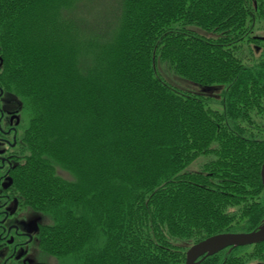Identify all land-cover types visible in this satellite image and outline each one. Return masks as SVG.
<instances>
[{
	"label": "trees",
	"instance_id": "obj_1",
	"mask_svg": "<svg viewBox=\"0 0 264 264\" xmlns=\"http://www.w3.org/2000/svg\"><path fill=\"white\" fill-rule=\"evenodd\" d=\"M6 1L8 0H0L1 9L6 5ZM24 1L26 0H10L11 13H9L12 14L17 8H21ZM137 1L123 0L122 5L120 3L118 9L116 7V13L110 18L104 10L101 14L94 12L95 5L100 6L102 0H84L75 3V6L71 8L73 13L64 14L61 17L64 23L61 24L60 29H64L65 34L67 27H73L77 40H74L76 42H72L73 44L68 47L56 46L59 54L56 53L55 47L49 43L51 41L49 38L54 34V29L47 36L40 38V41L36 40V33L33 30H35L34 23L37 22L38 16H35L33 10L21 8L20 13H17L15 17L13 16V19L7 20V25L0 33V49L3 59L0 83L3 82V84L8 85L11 82L10 79H13V74L15 77L16 75L21 77L22 84L29 89L28 99L33 100L35 106H39L41 112L44 113L42 117L41 113L37 111V114H34L35 120L41 123L44 122V118L49 120L51 117L57 124L62 126L68 124L71 127L70 130L73 131V138L70 137V140L64 141L63 137L59 138V135L56 136V140L53 138V134H59L60 131H50L44 135V129L39 128L37 137H39L40 142L37 143L36 150L40 148L39 145L43 140L49 145L43 141L42 144L45 146L30 161L28 159L23 166H17L12 171V176L18 183V187L23 188V190L20 189V196L22 195L23 200L29 203H38L51 197L50 194L52 193L47 191L49 188L56 193L65 189L71 191H66L67 194L63 201V203L73 206L72 212H68V217L66 216V219L63 218L60 222L59 218L57 219L56 206L52 211L58 221L55 222L56 225L61 227V234H66L68 231L67 238H74L73 242H82L93 231L88 240L90 241L95 239V229H98V232L101 231L106 240L100 239L104 245L100 251L96 250L95 253H103L104 250V253L107 252V254H103L96 261L93 257L94 245L87 244L85 253L86 256L91 257V261H87L80 249L79 252L74 253V261L77 264H85L86 262H88L87 264H159L153 255H143L152 248L153 241L150 237H153V234L147 231L148 226L135 225L134 220L128 227L124 225L123 221L126 220L127 215L125 212L124 214L121 213V206L124 207L127 204L130 206L135 197H142V195L141 193L136 196L132 195L131 201H129L130 197L125 198L124 194L121 195L123 193L121 189H124L125 186L122 173L130 172L127 174L130 178L134 174L132 170L123 172L122 164L125 166L135 164L137 166V174H142L144 179L141 185L150 192L149 206L145 205L146 208H144V205H141L139 209H143V214L151 213V211L156 212L159 222H163L168 232L175 231L179 236L192 235L191 239H199L203 231H205L203 235L211 233V230L208 227L204 228V226H211L213 232V228L216 227L213 225L214 223L222 224L228 218V215L224 216V212L218 216L215 207H213L212 211H207H210V214L207 215L204 214L205 208H202L204 206L197 208L198 205L205 203V200L200 198V194L204 193V190H211L202 186L201 182H190L187 184L188 187L183 196L178 195L171 200V206L173 203L179 204L178 198L182 196L180 204L182 203L183 210H187L189 214L197 215L198 219H201L198 220V225L190 224L187 220L183 221L180 217L176 218L175 216L173 218V213L178 211L179 215L181 214V208L172 207L170 209L171 206L168 207L166 202L167 193L164 194L163 191L167 189L169 178L181 171L177 168L184 149L190 145H194L197 150L205 149L206 144L211 140L214 127L217 126L218 122L220 123V116L217 117L215 110L203 108L202 94L197 92L198 88L209 89L215 83L224 84L225 81L229 83V80L225 79L228 77L233 79V75L238 73L236 82H239L241 78L244 79L242 76L246 74L249 79L246 78L245 80L252 81L254 85H257L258 88H255L257 93L263 96L262 92H264V84H262V82L264 83V66H254L255 70L251 69L252 73L247 70L242 71L246 73L237 72L236 67H241L243 64L237 59L229 63L235 68V72H233L230 65L219 61L220 59L216 56V54L218 55V48L221 47L218 41L230 38V32L233 29H240L238 23L243 11L238 5L232 3L235 0L229 1L230 4L224 0H202L211 10H213L211 6L217 5L213 17L217 22L214 26L208 22L206 24L207 20H201L199 23L202 28L207 26L206 29H208L210 26L213 32L217 30L216 32L220 33L218 37L205 34V38H197L194 34L188 40L193 42L191 45L174 44L169 46L165 44L168 46L167 50L162 47L159 50L164 58L167 57L166 51L169 52L170 59L173 61L171 65L180 73V76L182 75V80L185 82L188 80V83L194 86L188 89L194 90V93L173 88L165 78H162V75L154 74V68L151 64V59L156 58L152 55L153 42L157 39L160 40V38L164 39L161 31L172 20V17L167 16L170 11L169 5H176L180 2L183 5V0H157L159 2L156 3L157 6H154L155 3L149 5V14L142 12L143 17L138 16V12H141L139 7H142L144 2L141 1L137 7ZM44 12L45 14L42 15L44 21L50 22L51 20L54 23L55 19L51 15L52 12L46 5H44ZM77 13L82 15L83 19L78 18ZM204 13L200 14L206 18ZM144 14L146 15L144 16ZM89 21L90 25L86 27L85 24ZM82 26H85L84 32L81 30ZM15 29L20 31L19 34L15 32ZM67 36L69 38L70 35ZM182 44L186 43L183 42ZM87 51L92 54V57L83 54ZM101 54L104 55L105 61H100ZM12 55L22 60L26 71L16 70L14 73V69H11L9 64L10 60L12 62ZM219 63L223 64L222 67L218 66ZM232 73L230 78L229 75ZM231 83L228 93H231L235 87L238 88V92H243L247 88V86L239 87L233 81ZM233 95L230 96L231 101L229 99L227 102L228 106L234 101ZM20 96L27 105V97ZM61 105L64 106L61 107ZM138 106L139 108L142 107V113L138 115L139 118H137L136 113ZM231 109L234 110V106ZM61 110L63 115L60 116V122L57 115L61 113ZM72 115L77 117L75 124L72 123ZM234 118L235 115L231 119L232 122L238 125L240 129L245 130L244 126L236 122ZM80 121H83L82 125ZM59 142L68 143L66 146L68 150L64 149L66 151L64 157L59 155L63 152ZM155 147L162 150L158 151V156L153 155ZM128 148L134 149L133 153L136 152L131 157L127 156ZM242 148L240 149L242 150ZM249 149L250 154L252 150L254 153L253 147ZM81 150H84L85 153L82 154ZM141 150H144L148 156L143 155L139 163L132 161V157H136ZM49 151L50 153H48ZM68 152L72 155L74 162L67 159L77 168H80L78 172L74 170V179H69L59 173L61 165L66 164L65 157H67ZM125 154L126 156H124ZM83 156L88 159L86 165L82 162ZM41 161H44L46 165H42ZM143 162L145 165H141ZM242 165L241 169L243 170L246 163ZM39 170L43 172L40 173ZM28 176L32 178L27 182ZM31 181L35 186L30 184ZM253 182L255 183L254 178ZM259 184L260 180L257 183L258 187ZM36 186L37 189L45 188L46 194L44 195L45 192L43 191L41 195L39 193L37 195ZM93 189L94 191H92ZM63 193L65 192H62L61 195ZM209 194L221 199V195L214 190L209 191ZM102 196H105L103 202L100 200ZM150 205H156V209L151 208ZM257 207L256 211L259 215L254 213L256 211H249L247 215L252 218L253 215L260 217L264 206L262 210L259 206ZM200 214L205 218L202 219ZM138 216L139 212H137V216L134 215V218H138ZM73 217L78 219L76 223L74 220H72L73 223L69 220ZM250 221L248 228H255L257 226L256 219ZM182 222L185 225H182ZM84 224L85 227L87 225L86 234L83 232ZM190 225L195 226V228H191ZM142 228L145 231H141ZM161 231L158 229L155 237L157 235L162 236ZM73 233L74 236H72ZM63 235H61L60 241L56 240L57 243H66L62 239ZM51 237L52 235L49 236V238ZM67 238L65 239L69 240ZM62 245L63 248L69 245L68 252L74 250L73 246H70L72 243ZM45 246L48 249V243L47 245L45 243ZM49 249L55 251L50 246ZM172 251L177 253L176 250ZM65 256L71 257L70 254ZM233 257L230 258L233 259ZM237 258L233 260L242 263L241 257L237 256ZM212 259L213 257L206 258L202 263L208 264Z\"/></svg>",
	"mask_w": 264,
	"mask_h": 264
},
{
	"label": "rangeland",
	"instance_id": "obj_2",
	"mask_svg": "<svg viewBox=\"0 0 264 264\" xmlns=\"http://www.w3.org/2000/svg\"><path fill=\"white\" fill-rule=\"evenodd\" d=\"M78 1L84 0H26L22 2V4H20L21 8H27V10L31 11L33 10L35 16H38L36 18L37 22L34 23L35 30H33L36 33V40L40 41V38H42L43 36H47L54 29V34L50 36L51 38L49 39H51V41H49V43L53 45L56 50V46L58 45L68 47L73 44L72 42H76L74 40H77V37H75L74 35V33L76 32H74L73 27H67L66 29L67 35H70L69 39L68 36L65 35L66 32L64 34V29H60V26L64 23L61 17L64 16V14H72L73 10L71 8H73L75 6V3L77 4ZM141 1L144 2V4L142 7H139ZM158 1L138 0L136 6L141 8V12H138V16L140 15L143 17L142 12H148L149 14V5L155 3L154 6H157L156 3ZM224 1L230 4L229 1L234 0ZM122 2L123 0H102V4L100 6L95 5L96 8L94 12L96 14H101V12L104 10L108 18L113 17V15L116 13V7L118 9L120 3L122 5ZM9 3L10 0L6 1V5L4 6V8H2L3 10L0 8V33L3 32L2 29L7 25V20H10V18L13 19V16L15 17L16 14L20 13L21 11V8H17L15 12L13 11V13L10 14L11 12ZM232 3L238 5V7H240L243 11L242 16L239 19L240 22L238 23L240 29H233L230 32V38L218 41V43L221 44V47L218 48L219 51L218 55L216 54V56L220 59L219 61L226 62V64L228 65H230L229 63H231L232 60L235 61L238 59L237 61L243 63L247 67L245 68V66L242 64L241 67H238L240 69L236 67L237 72L247 70L252 73L251 69L255 70L254 66H264V0H235V2ZM44 5H46L51 10V15L55 19L54 23H52L51 20L50 22L44 21L45 19L42 18V15L45 14ZM169 7L170 11L168 12L167 16L172 17V20L166 26V28L161 31L164 39L160 38V40L157 39L153 42L152 55L156 56V58L151 59V64L154 68V74L157 76L162 75V78H165L173 88L182 89L187 93H194V90H188L189 87L194 86L190 85L188 83V80L187 82L182 80V75L180 76V73H178L171 65L173 61L170 59L171 55L169 54V52L166 51L167 57L164 58L160 53L161 51L159 50L161 47L164 50H167L168 46L165 44H168L169 46L174 44L187 46L191 45L193 44V42L188 40H190L189 38L194 34L197 38H205V34L207 36L213 35L218 37L220 33L216 32L217 30L213 32L210 26L208 27V29H206L207 26L205 28H202L199 23L201 20H207L206 24L208 22L209 24L214 26V24H216L217 22V20L213 18L215 15L214 12L217 9V5L215 7L214 5L213 7L211 6V8H213V10H211L209 9L210 7L206 5V3L202 2V0H183V5L180 2L176 5L170 4ZM202 12H205L204 14H206V18L201 15ZM77 14L78 18L83 19L82 15H80L79 13ZM145 15L146 14H144V16ZM89 25L90 21L85 24L86 27H88ZM85 26H82V29H80L83 31ZM59 30L61 31L60 34ZM15 32L19 34L20 31L18 29H15ZM183 42L186 44H182ZM56 53L59 54V51L56 50ZM83 54L91 55L92 57V54L88 51L84 52ZM1 55L2 51L0 49V72L3 63ZM111 56L112 52L109 57L111 58ZM101 57L102 58L99 59L102 62L104 60V55L101 54ZM9 64L11 66V69H14V73H16V70L26 71L25 67H23L24 65L22 63V60L17 59L13 55L12 62L10 60ZM219 64L220 65L218 66L222 67L223 64ZM230 66L231 70L235 72V68H233L232 65ZM232 75L233 73L229 75L230 78L232 77ZM233 76V79H229V77L228 79H225L229 80V83L228 81H225L224 84L215 83L214 85H211V88L209 89H197V92L202 94L201 99L203 108H210L213 111L215 110V112H217V117L220 116V123L218 122L216 124L217 126L214 127L211 140L206 144L207 146L205 149L197 150L194 145H190L186 149H184V152H182L183 154L178 161L179 167L177 168V170L181 171L169 178L167 189L163 191L164 194L167 193L166 202L167 206L170 207L172 205L171 200L175 199L178 195L183 196V193L188 187L187 184H189L190 182H201L202 186L211 189L204 190V193L200 194V198H202V200H205V203H202L203 205H198L196 203L195 204L198 205L197 208L204 206L202 207L205 208L204 214H210V211H207H212V208L215 207V210L217 212L216 215L219 216L224 213V216L228 215V218L222 223L223 225H226V230L220 229L214 232V234L219 232H229V230L231 229L252 231L251 228H245L248 219H256V224L259 229L264 227V187L261 181V166L264 160V92H262L263 96L257 93V89H255L257 85H254V82L252 81L245 80L246 78L249 79L246 74L242 76L244 77V79L241 78L239 82H236L238 80V73L236 75L234 74ZM12 77L13 79H10L11 82H9L8 85L3 84V82L0 83V264H6V262L7 264H11L13 261H15V256L21 257V261L27 262L26 264H77L76 261H74V253L79 252L80 249L83 256L86 257L87 261L90 262L91 257L86 256L85 253L87 244L94 245V254H92L97 261L100 257H102L103 254H107V252L104 253V250L103 253H95L96 250L100 251L104 245V243L100 242V239L102 238L101 240L103 241L106 240L101 231L98 232V229H95V239H91L90 241L88 240L91 238L93 231L82 242H73V240H75L74 238H67V235L69 234L68 231L66 232V234H61V227H59L60 225L57 226L55 223L58 222V218L60 221L66 216L68 217V212H72L73 206L67 203H63L67 192L71 191H68L64 188L65 190H59V192L56 193L51 188H49L47 191L52 193L50 194L51 197H48V199L41 200L40 202L34 204L23 200L22 195L20 196V189L23 190V188L18 187V183L15 182L12 176V171L15 170L17 166H23L28 159L30 161L31 158H34L36 153H38L45 146V144L49 145V143H46L43 140L45 144H42V141L39 145L40 148L36 150L37 143L40 142L39 137H37V130L39 128H41L42 130L44 129V135L46 133H49L50 131H60L59 134L54 133L53 138L56 140V136L59 135V138L63 137L64 141L70 140V137L73 138V131L70 130L71 127L68 124L63 126L57 124V122L52 120L51 117L49 118V120L47 118H44V122L41 123L36 121L34 114H37L38 111L43 117L44 113L41 112L39 106H35L33 100L28 99L27 95H30L29 89L22 84V81L20 80L21 77H18L17 75L15 77V74H13ZM232 81L234 82V84L236 82L235 85H239V87L247 86V88L244 89L243 92H238L237 87H235L233 90L231 88V93H228ZM262 84L264 83L262 82ZM227 86L228 88H226ZM18 92L20 93V95L27 97V105H25L24 100H22V97ZM32 93L34 94V92ZM232 94H234V101L231 102L228 106L227 102ZM62 106L64 105H61V107ZM233 106L234 110L231 109L233 108ZM136 113L137 118H139L138 115L142 113V107L139 108L138 106V110H136ZM62 115L63 114L61 110V113L57 115V119L60 122V116ZM234 115V119L236 120V122H238L240 125H243L245 130L240 129L238 125H235L232 122L233 120L231 119ZM213 117H215V115H213ZM63 118H65V116H63ZM76 122L77 117L72 115V123L75 124ZM80 123L82 125L83 121H80ZM64 133L66 134L64 135ZM67 145L68 143L59 142V146H61L60 149L61 151H63L61 153L62 155L59 154L61 157L66 156L64 155V152H66L65 150L67 149ZM241 147H243L242 150L240 149ZM252 147L255 149V151L253 153L252 150L250 154L249 148ZM81 151L82 154L85 153L83 152L84 150ZM133 151L135 150H130L128 148L127 156L131 157V155L136 153H133ZM158 151L160 152L162 150L158 147H155L153 155L158 156ZM48 153H50V151ZM143 155L148 156V154H146L144 150H141L139 154L136 155V157H132V161L139 163V160L143 158ZM124 156H126V154ZM65 158L66 164L63 163L61 165L59 173L69 179H74L75 171H80V168H77L75 164L70 162V160L74 162V159L72 155L69 154V152L67 154V157ZM67 158L70 160H68ZM82 159V162H84V164L86 165L88 161V159H86V156H83ZM243 163H246V166L242 170L241 167H243ZM41 164L46 165L44 161H41ZM141 165H145L144 162L141 163ZM136 168L137 166H135V164H129L126 166L125 164H122L123 172L132 170L134 174L133 177L130 178L127 175L130 174V172H128L127 174L122 173L123 180L125 181V186L124 189H121L123 190V193L121 195L123 196L124 194L125 198L130 197L129 201H131L132 195L136 196L139 193H141L142 195V197H135L131 201L130 206L128 204L124 207L121 206V213L124 214L125 212V214L127 215L125 218L126 220L123 221L124 225L125 227H128V225L131 224V221L133 222L134 220L135 225L141 224V226H148L147 231L150 234H153V237H150L153 242L151 246L152 248L149 249L150 251L143 254L144 256H148V254L149 256L153 255L154 258H157L159 264H181L186 258L187 251L189 250V248H191V246L209 237L210 234L213 233L212 227L208 225L204 226V228L208 227L211 230V233L209 232L210 234L203 235L205 233V231H203L201 238L191 239L192 235L183 237L182 235H177L175 231L168 232L163 222H159V217L156 212L151 211V213L146 212L143 214V209L139 208L141 205H144L143 207L146 208L145 205H148L150 192L149 190L142 187L141 184L142 182H144V179L142 178V174H137L138 169ZM39 172L41 173L43 171L39 170ZM28 177L29 178H26L27 182L30 178H32L30 176ZM253 178L255 179V183L253 182ZM259 180L260 184L258 187L257 183H259ZM6 182H8L7 187L4 186L3 188L2 184ZM106 183L108 185V180L106 181ZM28 184L29 183H27V185ZM30 184L35 186L33 184V181H31ZM140 185L142 188L140 187ZM35 188V190L38 191L37 195L38 193L39 195H41L43 191L45 192L44 195L46 194V191L44 190L45 188L41 187L37 189V186ZM212 190L221 195V199L215 197L213 194H209V191ZM92 191H94V189ZM62 192L65 193L61 195ZM199 192L200 189L197 191V193L199 194ZM71 196L74 195L71 194ZM182 196L178 198L179 204L173 203V206L170 207V209L172 207L181 208V214L179 215V212L177 211L173 213V218L175 216L176 218L180 217L183 221L187 220L190 224L198 225V220L201 219H198L197 215L195 216L189 214L187 210H183L184 208L182 206V203L180 204ZM100 200L101 202H103L105 200V196L100 197ZM261 202L263 203V205H261ZM198 203L201 204V202ZM55 206L58 214L57 219H55L52 211V209H55ZM257 206H259L261 210L263 209L260 214L261 216L259 217L257 215H253V218L248 216L247 212L256 211V209L258 208ZM150 207L155 208L156 205H150ZM219 207H221L222 209ZM198 211L199 210L197 209V212ZM137 212H139V216L138 218H134V215L137 216ZM254 213L258 214L257 211ZM129 214L131 216V220L129 218ZM200 216L202 217V219L205 218V216H202L201 214ZM69 220H74L76 223V220L78 219L73 217ZM31 222L36 224V228H32V226H30ZM71 223H73V221ZM181 224L185 225L184 222H182ZM190 226L191 228H195V226L193 225ZM158 229L162 230L160 232L162 236L157 235L155 237V233H158ZM87 231V225L85 227L84 224L83 232L86 234ZM141 231H145V229L142 228ZM18 232H25L27 234L23 236V238H18ZM100 233L101 235H99ZM50 235H52L51 238H49ZM61 235H63L62 239H64L66 243H57L56 240H59ZM53 236L56 239H53ZM72 236H74V233ZM97 237L100 238L97 239ZM65 238L69 240H66ZM20 241H27L28 244L26 246L17 245ZM45 243L46 245L48 243V249L46 248V246L44 247ZM71 243L72 245L70 246H73L74 250L68 252L69 245L68 247L63 248L62 244ZM170 244L172 245V247ZM49 246L50 248H54L55 251L49 249ZM239 246H243L241 247L243 249L238 254L237 252L240 250V248H238ZM239 246H236L235 249L223 248L221 249V251L224 250L222 253H225L229 250L230 253L234 256L240 255L238 257H241L243 262L246 264H256V261L262 260L259 259L258 256L259 250H253L251 245ZM15 247V252H13V249ZM20 247H22V249H20ZM23 249L25 251H23ZM172 250H176L177 253ZM66 254H70L71 257L65 256ZM171 254L174 256H172ZM9 256L13 257L12 261L11 259H8ZM214 259H216V257ZM17 261H19V259ZM87 263L88 262H86L85 264ZM204 264H206V262Z\"/></svg>",
	"mask_w": 264,
	"mask_h": 264
},
{
	"label": "water",
	"instance_id": "obj_3",
	"mask_svg": "<svg viewBox=\"0 0 264 264\" xmlns=\"http://www.w3.org/2000/svg\"><path fill=\"white\" fill-rule=\"evenodd\" d=\"M261 181L264 187V160L261 166ZM264 240V227L260 230L251 231L247 233L234 234V233H219L209 236L197 243H195L187 251V263L190 264L195 261V259L203 253H211L213 251H218L226 246H239L245 244H252ZM199 262V261H196Z\"/></svg>",
	"mask_w": 264,
	"mask_h": 264
},
{
	"label": "bare ground",
	"instance_id": "obj_4",
	"mask_svg": "<svg viewBox=\"0 0 264 264\" xmlns=\"http://www.w3.org/2000/svg\"><path fill=\"white\" fill-rule=\"evenodd\" d=\"M7 183L8 182H6V183H3L2 185H3V188H4V186L5 187H7ZM251 219H248V222L246 223V227L245 228H248V225H249V222H251L250 221ZM214 226H216V227H214L213 228V233H211L210 234V236H212L213 234H214V232H216L215 230L216 229H222V230H226V225H223V224H219V223H214L213 224ZM217 226H223V227H217ZM230 229V228H229ZM228 229V230H229ZM259 229V227H255V228H252L251 230L252 231H256V230H258ZM260 230V229H259ZM229 232L230 233H234V234H241V233H247V232H251V231H245V230H229ZM219 233H227V232H219ZM219 233H216V235L217 234H219ZM215 235V234H214ZM245 245H251V247H252V249L253 250H259V252H258V256H259V259H262V260H260V261H256L257 263L256 264H264V240H261V241H258V242H254V243H252V244H245ZM238 247V246H237ZM241 247H243V246H239L238 248H240V250L237 252L238 254L240 253V251H242V249L243 248H241ZM224 248H236V246H226V247H224ZM224 250H218V251H213V252H211V253H203V254H201V255H199L196 259H195V261L193 260V262H191L190 264H204V263H202L206 258H209V257H216V259H212V261L210 262V263H208V264H246V263H244L243 261H242V263H240V262H236L235 260H233V259H236L237 258V256H240V255H232L231 253H230V251L228 252V251H226L225 253H222ZM242 253V252H241ZM232 256H234L233 257V259L232 258H230V257H232ZM187 257V256H186ZM258 259V260H259ZM196 261H199V262H196ZM187 263V260H186V258L184 259V261L181 263V264H186Z\"/></svg>",
	"mask_w": 264,
	"mask_h": 264
},
{
	"label": "flooded vegetation",
	"instance_id": "obj_5",
	"mask_svg": "<svg viewBox=\"0 0 264 264\" xmlns=\"http://www.w3.org/2000/svg\"><path fill=\"white\" fill-rule=\"evenodd\" d=\"M12 210V209H11ZM30 226H32V228H36V224H34L33 222H31L30 223ZM27 233H25V232H18V238H23V236H25ZM28 244V242L27 241H20L17 245H23V246H26ZM15 249H16V247L13 249V252H15ZM20 249H22V247H20ZM23 251H25L24 249H23ZM12 258L13 257H8V259H11V261H12ZM19 259V261H17ZM14 260L15 261H13L11 264H16V263H19V264H26L27 262H25V261H21L22 260V258L21 257H19V256H15V258H14ZM6 264H7V262H6Z\"/></svg>",
	"mask_w": 264,
	"mask_h": 264
}]
</instances>
